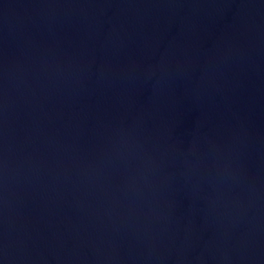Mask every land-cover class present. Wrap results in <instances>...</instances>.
<instances>
[{
	"label": "water",
	"instance_id": "95a60500",
	"mask_svg": "<svg viewBox=\"0 0 264 264\" xmlns=\"http://www.w3.org/2000/svg\"><path fill=\"white\" fill-rule=\"evenodd\" d=\"M0 264H264V0H0Z\"/></svg>",
	"mask_w": 264,
	"mask_h": 264
}]
</instances>
